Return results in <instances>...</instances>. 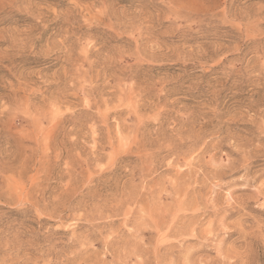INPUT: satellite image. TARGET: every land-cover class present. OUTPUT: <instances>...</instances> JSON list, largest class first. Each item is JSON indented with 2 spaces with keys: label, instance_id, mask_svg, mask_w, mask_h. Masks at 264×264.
<instances>
[{
  "label": "rangeland",
  "instance_id": "1",
  "mask_svg": "<svg viewBox=\"0 0 264 264\" xmlns=\"http://www.w3.org/2000/svg\"><path fill=\"white\" fill-rule=\"evenodd\" d=\"M0 264H264V0H0Z\"/></svg>",
  "mask_w": 264,
  "mask_h": 264
}]
</instances>
